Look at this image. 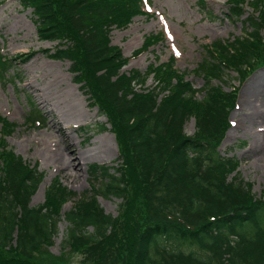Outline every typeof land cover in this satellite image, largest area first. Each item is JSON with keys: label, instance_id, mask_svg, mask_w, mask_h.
Instances as JSON below:
<instances>
[{"label": "trees", "instance_id": "obj_1", "mask_svg": "<svg viewBox=\"0 0 264 264\" xmlns=\"http://www.w3.org/2000/svg\"><path fill=\"white\" fill-rule=\"evenodd\" d=\"M18 1L32 8L40 39L57 42L48 57L70 62L73 81L106 116L122 163L101 166L93 196L55 182L42 203L31 205L41 174L3 147L0 264H46L36 253L51 244L61 220L67 223L64 246L79 249L82 264H264V197L255 198L238 174L229 176L237 163L217 147L237 95L234 85L223 87L224 75L234 70L243 78L264 62V12L246 16L239 37L205 46L193 72L205 82L195 89L173 59L144 74L120 71L128 60L109 33L141 13L143 0ZM238 3L233 0L230 14L239 15ZM156 40L148 36L134 54ZM11 66L0 53V67ZM150 73L152 89L142 85ZM191 117L195 131L188 135L184 124ZM98 196L120 199L116 216L100 207Z\"/></svg>", "mask_w": 264, "mask_h": 264}, {"label": "rangeland", "instance_id": "obj_2", "mask_svg": "<svg viewBox=\"0 0 264 264\" xmlns=\"http://www.w3.org/2000/svg\"><path fill=\"white\" fill-rule=\"evenodd\" d=\"M143 1L146 5L141 13L132 15L124 27L112 26L109 33L110 44L119 47L128 60L120 71L137 70L144 74L151 66L168 64L173 59V68L190 80L195 89L205 82L193 73L205 55V46L216 40L239 37L246 16L257 17L261 14L259 10L264 12V0H235L239 2L236 6L239 15L229 12L233 0ZM34 20L31 7L20 5L18 0H0V53L15 65L0 67V150L5 147L14 152L28 165L36 166L41 174L31 205L42 203L47 188L55 182L76 194L93 196L92 187L99 181L97 172L102 170L101 166L114 168L122 163L117 137L106 116L92 105L81 83L73 81L70 62L48 57L57 42L41 40ZM148 36H157L158 40L134 54ZM246 74L240 78L234 70H227L224 75L223 87L228 91L234 85L237 95L228 110L229 126L217 147L222 154L233 156L237 163L229 176L238 174L249 183L252 195L260 198L264 197V62L257 63ZM155 82L150 73L145 75L142 85L152 89ZM255 82L260 85L258 93L250 98L244 96L246 88ZM196 97L200 99L201 94ZM255 113L258 116L252 119ZM31 117L40 118V122L32 123ZM102 124L105 130L100 129ZM184 131L188 135L195 131L193 117L185 122ZM51 134L58 140L57 149L47 144ZM70 139L79 161L67 164L69 168L65 171L58 159L59 150L64 151ZM101 142L110 146V153L105 146L100 147ZM97 202L105 212L117 215L120 199L98 196ZM72 204V199L66 201L62 210ZM66 225L65 220L59 222L51 244H44L36 253L38 260L46 264H82L83 253L71 245L64 246ZM181 247L189 251V245L183 243Z\"/></svg>", "mask_w": 264, "mask_h": 264}, {"label": "bare ground", "instance_id": "obj_3", "mask_svg": "<svg viewBox=\"0 0 264 264\" xmlns=\"http://www.w3.org/2000/svg\"><path fill=\"white\" fill-rule=\"evenodd\" d=\"M259 88H260V85L259 84H257L256 82L255 83H252V84H250L249 86H248V88H246V90L244 91V96H246V97H248V98H250L249 96H255L257 93H258V91H259ZM256 116H258V113H255L253 116H252V119L253 118H255ZM58 127L60 126V125H57ZM58 132H61L60 130H58ZM55 137V135L54 134H51L48 138H47V144L48 145H54L55 146V149H57V145H58V140L56 139V138H54ZM65 137L67 138V139H69V135L67 134V132H66V135H65ZM104 140V139H103ZM64 141V140H63ZM65 142V141H64ZM74 143H73V140H69L68 141V143H67V145H66V147L64 148V151H62L61 152V149L59 150L60 151V156H59V162L63 165V168H64V170L66 171L68 168H69V166L71 165V164H73V162H75V161H79V156H78V154H77V149L74 147V145H73ZM101 146H105L104 147V149H105V151L106 152H109L110 153V146L109 145H106V144H102V142H101V145H100V147ZM65 152H67V154L65 153ZM59 153V152H58ZM69 155V156H68ZM69 158H68V157ZM66 158H68V162H66ZM69 166H68V165ZM79 164V163H78ZM67 175H68V173H67ZM76 177V176H75ZM77 178V177H76Z\"/></svg>", "mask_w": 264, "mask_h": 264}]
</instances>
